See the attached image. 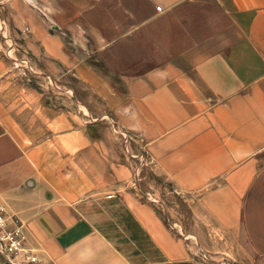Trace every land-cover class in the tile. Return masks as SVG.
<instances>
[{
    "label": "crops",
    "instance_id": "0c3cea01",
    "mask_svg": "<svg viewBox=\"0 0 264 264\" xmlns=\"http://www.w3.org/2000/svg\"><path fill=\"white\" fill-rule=\"evenodd\" d=\"M26 2L70 10L38 36L39 85L0 57V202L41 264H264V0ZM109 112L187 192L185 237L128 190L90 123Z\"/></svg>",
    "mask_w": 264,
    "mask_h": 264
},
{
    "label": "rangeland",
    "instance_id": "374dc122",
    "mask_svg": "<svg viewBox=\"0 0 264 264\" xmlns=\"http://www.w3.org/2000/svg\"><path fill=\"white\" fill-rule=\"evenodd\" d=\"M29 3L31 6L27 4L26 0H0V57L9 62L10 71L15 72L14 77H20L19 81L22 82L24 79L26 82L30 81L39 85L36 79L42 80L40 77L41 65L44 66V62L49 60L37 55L41 45L38 36L44 32L55 33L59 16L67 15L70 10L42 9L39 2ZM76 15H80L78 10H76ZM70 21L64 20V24L68 25ZM71 32L73 31L71 30ZM89 46L88 48L92 47ZM47 71L49 72L48 69ZM56 81L59 83V87L62 85L60 87L61 94H72L65 85L69 83V79L61 78ZM58 83H53L55 88ZM89 118H92L90 121L92 125H102L110 130L113 141L121 151L122 159L130 167L128 190L132 192L131 194L150 204L162 214L168 226L177 230L176 234L179 237H185L186 233L181 226L184 225V204L187 192L183 190V186L176 185L174 180L160 174L156 169L150 151L149 138L142 131L136 129L135 122L122 121L112 112L102 118L93 119L90 115ZM28 242L30 243V240ZM32 247L35 248V246ZM34 250L39 255L37 248ZM211 256L216 258L215 261L218 258L220 264H235L233 259L227 256H214L213 254ZM0 259L1 264H10L1 254Z\"/></svg>",
    "mask_w": 264,
    "mask_h": 264
},
{
    "label": "built area",
    "instance_id": "2783aa9c",
    "mask_svg": "<svg viewBox=\"0 0 264 264\" xmlns=\"http://www.w3.org/2000/svg\"><path fill=\"white\" fill-rule=\"evenodd\" d=\"M162 9V6H158ZM111 195V194H110ZM22 220L0 202V254L10 264H41Z\"/></svg>",
    "mask_w": 264,
    "mask_h": 264
},
{
    "label": "trees",
    "instance_id": "16d2710c",
    "mask_svg": "<svg viewBox=\"0 0 264 264\" xmlns=\"http://www.w3.org/2000/svg\"><path fill=\"white\" fill-rule=\"evenodd\" d=\"M175 264H177V263H175ZM179 264H192L191 262H179Z\"/></svg>",
    "mask_w": 264,
    "mask_h": 264
}]
</instances>
